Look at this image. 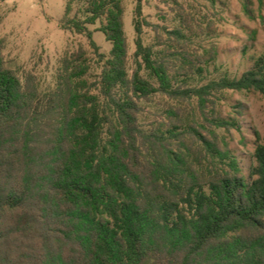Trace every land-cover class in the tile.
I'll return each instance as SVG.
<instances>
[{"label": "trees", "instance_id": "16d2710c", "mask_svg": "<svg viewBox=\"0 0 264 264\" xmlns=\"http://www.w3.org/2000/svg\"><path fill=\"white\" fill-rule=\"evenodd\" d=\"M142 1L131 71L121 0H67L61 27L92 54L64 51L48 89L8 66L0 38V264H264V144L246 181L220 105L264 97V57L207 77L181 27L163 50L144 44Z\"/></svg>", "mask_w": 264, "mask_h": 264}, {"label": "rangeland", "instance_id": "374dc122", "mask_svg": "<svg viewBox=\"0 0 264 264\" xmlns=\"http://www.w3.org/2000/svg\"><path fill=\"white\" fill-rule=\"evenodd\" d=\"M128 41L129 68H134L133 10L136 0H121ZM67 0H1L0 38L4 39L7 64L22 78L35 77L42 89L53 86L64 51L82 45L92 49L85 36L61 27ZM78 5H73L75 11ZM73 14V12H72ZM143 42L155 50L170 45L171 30L181 27V46L194 64L207 67V77L228 72L240 76L264 57V0H143ZM183 17V19H182ZM99 51L107 55L110 43L90 25ZM173 62V61H172ZM220 101L222 114L234 118L239 130L229 133V144L249 181L253 153L264 144V97L253 90H228Z\"/></svg>", "mask_w": 264, "mask_h": 264}]
</instances>
